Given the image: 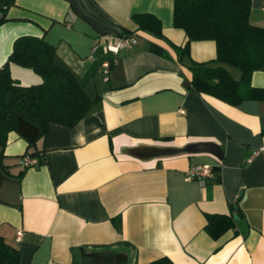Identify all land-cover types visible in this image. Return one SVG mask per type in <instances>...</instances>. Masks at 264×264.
I'll list each match as a JSON object with an SVG mask.
<instances>
[{
	"label": "crops",
	"instance_id": "1",
	"mask_svg": "<svg viewBox=\"0 0 264 264\" xmlns=\"http://www.w3.org/2000/svg\"><path fill=\"white\" fill-rule=\"evenodd\" d=\"M138 14L156 18L163 38L136 32ZM6 17L0 68L16 38H43L93 101L73 127L49 123L33 146L8 135L0 173L18 183L19 203L0 201V237L18 264H264V99L229 105L190 85L192 63L214 60L216 45L192 41L179 55L188 38L173 26V0H15ZM248 21L264 28V0L250 1ZM128 33L130 49L102 52L101 37ZM9 69L22 86L42 81ZM250 86L264 88V72ZM34 151L38 164L21 168ZM198 165L214 179L185 180ZM211 215L231 218L216 239L205 230Z\"/></svg>",
	"mask_w": 264,
	"mask_h": 264
},
{
	"label": "trees",
	"instance_id": "2",
	"mask_svg": "<svg viewBox=\"0 0 264 264\" xmlns=\"http://www.w3.org/2000/svg\"><path fill=\"white\" fill-rule=\"evenodd\" d=\"M251 0H173V26L184 30L188 41L184 48H177L179 55H186L192 41L212 40L216 45L214 60L192 63L190 85L198 92L210 95L229 105L245 99H264V88L250 86V76L264 66V28L248 21ZM15 0H0V24L6 22L7 10ZM136 32H146L163 38L160 22L151 15L132 16ZM129 34V33H128ZM159 54L160 51L154 49ZM55 48L43 38L21 36L14 40L12 51L0 68V150L7 143L8 135L16 131L17 117L32 124L37 136L28 146L35 145L45 136L49 123L73 127L91 109V101L74 76L59 67L55 61ZM10 64L32 70L41 83L22 86L11 77ZM216 66L212 67L211 65ZM224 65L241 73L234 80ZM36 157L37 152L28 154ZM23 171L17 174V178ZM231 226V218L224 215L208 216L205 230L214 239ZM0 264H18V251L0 237ZM148 264H172L167 257Z\"/></svg>",
	"mask_w": 264,
	"mask_h": 264
},
{
	"label": "built area",
	"instance_id": "3",
	"mask_svg": "<svg viewBox=\"0 0 264 264\" xmlns=\"http://www.w3.org/2000/svg\"><path fill=\"white\" fill-rule=\"evenodd\" d=\"M137 43V37L135 34H127L122 36H103L101 37V42L99 46L105 55L117 54L121 50L130 49ZM115 62V58L106 60L102 63V74L104 75V80L108 79V74L111 65ZM183 113V110H182ZM38 164V159L36 157H30L29 155H24L20 158L19 165L21 168L26 169ZM215 177V170L209 165H198L193 166L187 170L185 173V180L196 179L201 183L205 180H212ZM21 231H17L16 240L19 241L21 238Z\"/></svg>",
	"mask_w": 264,
	"mask_h": 264
},
{
	"label": "water",
	"instance_id": "4",
	"mask_svg": "<svg viewBox=\"0 0 264 264\" xmlns=\"http://www.w3.org/2000/svg\"><path fill=\"white\" fill-rule=\"evenodd\" d=\"M258 71L264 72V66H261L258 69ZM16 131L28 142H33L37 136V129L32 124L23 120L21 117H17ZM0 201L10 205H17L19 203L18 183L14 180L5 177L1 173H0ZM238 217L239 214L233 215L234 219Z\"/></svg>",
	"mask_w": 264,
	"mask_h": 264
}]
</instances>
